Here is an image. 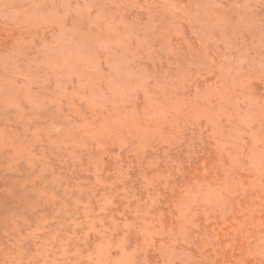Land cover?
Instances as JSON below:
<instances>
[{
  "label": "rangeland",
  "instance_id": "obj_1",
  "mask_svg": "<svg viewBox=\"0 0 264 264\" xmlns=\"http://www.w3.org/2000/svg\"><path fill=\"white\" fill-rule=\"evenodd\" d=\"M0 264H264V0H0Z\"/></svg>",
  "mask_w": 264,
  "mask_h": 264
}]
</instances>
